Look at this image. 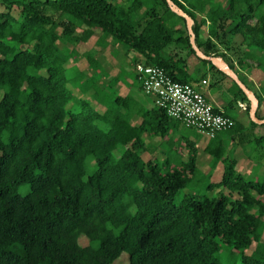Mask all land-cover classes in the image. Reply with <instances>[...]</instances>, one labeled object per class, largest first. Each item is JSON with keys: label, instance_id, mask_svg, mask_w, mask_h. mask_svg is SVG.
Wrapping results in <instances>:
<instances>
[{"label": "trees", "instance_id": "obj_1", "mask_svg": "<svg viewBox=\"0 0 264 264\" xmlns=\"http://www.w3.org/2000/svg\"><path fill=\"white\" fill-rule=\"evenodd\" d=\"M173 1L192 18L199 48L256 92L264 119V80L259 90L247 82L252 68L264 78V0ZM95 35L103 48L135 52V70L159 66L198 89L209 78L226 88L229 106L247 103L250 126L232 118L203 148L223 161L210 186L226 192L176 201L198 171L199 142L154 100L148 107L107 91L92 54L78 50ZM190 39L166 0H0V264H237L222 261L224 252L264 264V180L246 179L226 156L229 138L264 125ZM80 56L90 75L77 67Z\"/></svg>", "mask_w": 264, "mask_h": 264}, {"label": "rangeland", "instance_id": "obj_2", "mask_svg": "<svg viewBox=\"0 0 264 264\" xmlns=\"http://www.w3.org/2000/svg\"><path fill=\"white\" fill-rule=\"evenodd\" d=\"M78 33L81 34L82 30H78ZM96 38L97 37L95 35V37L87 41V43L80 44L78 46V50L80 54L85 52L92 54L93 59L96 61L95 65L100 69V75L98 74V76L101 78L103 75H105V77H102L103 86H106L108 92H112L114 94L132 93L136 95L137 93V95H140V90L137 88V72L134 65V59L137 54L135 52H128L127 49L121 44H113L108 48H103L96 44ZM236 41L237 44L240 42L239 39ZM238 51L239 50H237V52L233 51L232 54V57L236 61L240 54H237ZM80 58L81 59L78 61L77 67L80 70H87L88 74L90 75L92 71L89 69L88 59L84 56H80ZM248 62L254 66L256 65V63L252 60H249ZM251 70L253 73H250V71L247 70L249 73L248 80L253 89L259 90V87L261 86L260 81H263L264 78L260 77L261 80L259 79L261 72L260 70L253 68ZM204 85L205 84L202 83V86ZM230 113L235 118V120L245 123L246 126H250L248 115H245L244 118L242 111H240L238 107L232 108ZM180 129L187 135H190V137L198 140L200 147L197 155L198 171L195 174L191 184L185 189L181 190L178 196H176V201H180L187 192L198 193L201 197L211 198L218 196L219 193L225 191L223 186H210V184L217 183L222 179L224 163L223 161L217 163L214 162L213 157L209 154H206L203 150L205 142H209L213 138L198 132L194 128L181 127ZM222 134L224 135L226 132H223ZM262 134H264V128L245 130L243 133H240V135L233 141L231 138H229L226 142V156L237 158V170L240 171V173H242L246 179L256 182H261L264 180V138L259 140V138L263 136ZM185 154H187L186 150ZM162 156L163 153H161L160 157L162 158ZM160 157L159 161H162ZM261 241H264V233ZM80 243L82 245H87L88 240L86 238H81ZM236 256L237 257H234L233 255H230L229 252H224L221 256V259L226 263H232L236 261L237 264H240L238 255ZM117 264H128L127 258H121L120 262Z\"/></svg>", "mask_w": 264, "mask_h": 264}, {"label": "built area", "instance_id": "obj_3", "mask_svg": "<svg viewBox=\"0 0 264 264\" xmlns=\"http://www.w3.org/2000/svg\"><path fill=\"white\" fill-rule=\"evenodd\" d=\"M136 72L144 93L169 117L186 126L214 138L235 124L230 116L218 113L197 87L173 80L164 68L138 64ZM203 83L208 82L204 80Z\"/></svg>", "mask_w": 264, "mask_h": 264}, {"label": "water", "instance_id": "obj_4", "mask_svg": "<svg viewBox=\"0 0 264 264\" xmlns=\"http://www.w3.org/2000/svg\"><path fill=\"white\" fill-rule=\"evenodd\" d=\"M166 1L169 7L172 9V11L183 16L186 19L188 31L191 35L190 42L197 56L201 59L210 61L218 70L229 76L241 88V90L245 93V95L250 101L249 115L251 120L258 125H264V119H260L257 116V109L259 108L260 101L256 96V94L254 93V91L250 89L240 79L236 71L229 66V64L226 62L224 58L216 57V56H208L199 48V46L196 43L195 34L192 28V24H193L192 18L182 8H180L173 0H166Z\"/></svg>", "mask_w": 264, "mask_h": 264}, {"label": "crops", "instance_id": "obj_5", "mask_svg": "<svg viewBox=\"0 0 264 264\" xmlns=\"http://www.w3.org/2000/svg\"><path fill=\"white\" fill-rule=\"evenodd\" d=\"M241 72H243L244 74H247L245 71H243L242 69H240ZM206 81L208 82L207 85L205 84L204 86L199 87V89H201V91L206 95V97L208 98V100L218 109H220L221 111H229L232 108L238 107L240 111H242V114L245 118V115H248L246 112L247 109V103L245 101H238L237 104H234L233 107L229 106L228 104V95L226 93V88L224 87L223 89L221 88H217V87H211L210 84V79H206ZM248 84L250 85L249 80H247ZM226 86H230L231 85V81L230 80H226L225 81ZM141 86V84H139ZM251 86V85H250ZM260 88V87H259ZM140 95H134L136 97V99L144 102L148 107H151L153 105V99L148 97L143 89L140 90ZM256 94V92H254ZM257 96V95H256ZM151 101V102H150ZM262 113L264 114V105L262 107ZM231 115V113H230ZM231 118L234 119V117L231 115ZM235 120V119H234ZM250 120V119H249ZM245 124V123H244ZM263 127L259 126L258 129H262ZM257 129V128H256ZM262 132V130H261ZM260 132V133H261ZM264 135V134H262Z\"/></svg>", "mask_w": 264, "mask_h": 264}]
</instances>
